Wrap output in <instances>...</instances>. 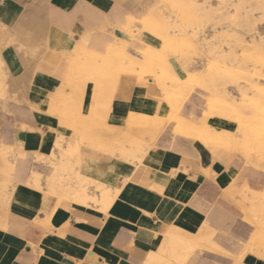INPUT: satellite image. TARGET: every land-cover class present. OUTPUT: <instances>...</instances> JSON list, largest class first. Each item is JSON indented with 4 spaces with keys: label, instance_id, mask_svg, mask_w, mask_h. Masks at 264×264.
I'll return each instance as SVG.
<instances>
[{
    "label": "crops",
    "instance_id": "obj_1",
    "mask_svg": "<svg viewBox=\"0 0 264 264\" xmlns=\"http://www.w3.org/2000/svg\"><path fill=\"white\" fill-rule=\"evenodd\" d=\"M135 1L0 0V54L6 66L0 105L19 113L7 118L5 134L0 132V149H11L2 152L13 166L0 214V264H146L151 253L173 264L164 240L171 228L197 240L193 250H183L188 256L178 264H236L240 256L242 264H264V213L256 223L250 213L251 203L264 192L256 185L264 179V164L240 155L248 165L240 169L235 153L195 140L190 130L202 119L195 95L174 112L152 78L127 74L126 57L111 51L120 47L118 40L127 39L126 53L142 59L139 36L126 23L127 15L138 11ZM110 76L114 80L107 86L92 82ZM107 92L112 93L109 102L104 101ZM75 104L82 115L62 120L60 112L71 113ZM129 115L156 120V128H137L129 137L142 146L141 153L126 142ZM178 120L190 124L188 133L180 131ZM219 121L212 117L207 124ZM106 133L108 139L102 136ZM97 135L111 142V151L96 147ZM60 139L62 148L77 143V154L66 166L58 163ZM51 154L57 171L54 196L46 181L55 170ZM255 161L261 166L255 167ZM32 173L40 177L41 190L29 179ZM70 187L86 188L90 197L82 203ZM97 187L110 190L108 204ZM237 194L251 196L245 209L249 224L240 219ZM250 224L257 226L260 243L250 240Z\"/></svg>",
    "mask_w": 264,
    "mask_h": 264
},
{
    "label": "rangeland",
    "instance_id": "obj_2",
    "mask_svg": "<svg viewBox=\"0 0 264 264\" xmlns=\"http://www.w3.org/2000/svg\"><path fill=\"white\" fill-rule=\"evenodd\" d=\"M139 1L134 2L138 11L128 14L126 23L140 38H137V42L143 46L144 65L140 68L134 57L126 53V47L130 44L127 39H122V42L118 40L120 47L111 51L126 57L127 74L143 81L152 78L155 87L166 94V102L170 93L175 92L177 106L191 102L192 95H195L201 106L199 127L229 135L226 142L222 139L210 141L208 148L223 149L228 153H231V148H238L235 154L240 169L246 167L240 156L244 151L246 159L252 155L256 161L264 164V0H144V4ZM3 35L0 33V37ZM3 41L0 38V44ZM130 66L140 75H135L134 71L131 74ZM0 77L1 85L2 74ZM107 78L95 77L92 82L107 86L114 77ZM161 78L163 84H160ZM111 95L107 92L104 101L109 102ZM13 103L18 104L17 101ZM60 114L62 120L82 115L77 104L71 113L61 111ZM18 115V112L0 105L2 134H5L7 118L13 120ZM212 117H218L221 121L210 127L207 120ZM83 126L79 125L80 131L90 134ZM73 128L76 133L77 128ZM58 147L62 148L61 139L55 144V148ZM0 152L1 214L7 200L11 166L9 169L6 165L8 155ZM256 161L254 163L260 167ZM70 181L67 180V183L70 184ZM256 185L262 189L264 179ZM236 198L240 219L248 223L250 215L245 209L250 206L251 196L237 194ZM258 199L254 204L262 206L260 208L259 205L256 218L264 213V196ZM250 225L253 230L250 240L254 238L260 243L262 239L257 226ZM233 256L223 253V257L230 260ZM194 257L192 254L191 258Z\"/></svg>",
    "mask_w": 264,
    "mask_h": 264
},
{
    "label": "bare ground",
    "instance_id": "obj_3",
    "mask_svg": "<svg viewBox=\"0 0 264 264\" xmlns=\"http://www.w3.org/2000/svg\"><path fill=\"white\" fill-rule=\"evenodd\" d=\"M184 2V1H183ZM195 3H199V1L198 2H195ZM81 36V35H80ZM85 40H86V38L83 36V37H81V39H80V42H79V44H82V43H84L85 42ZM120 42H122V39H120ZM86 45V44H85ZM150 48V47H149ZM134 57V56H133ZM134 60H136L137 61V64L139 65V67L141 68L143 65H144V60H143V58L142 59H138V58H136V57H134ZM0 62H1V64H2V66L0 67V69L1 70H3V68H5L6 66H5V64H4V62L2 61V58H1V54H0ZM130 68V72H131V74H133V71H134V74L136 75H138V73H140V72H138L137 70H135L133 67H129ZM2 72V71H1ZM7 73V72H6ZM6 73H5V75H6ZM1 75V74H0ZM4 75V74H3ZM140 75V74H139ZM138 75V76H139ZM1 78V77H0ZM151 80V79H150ZM160 81H162V82H160V84H163V78H161V79H159ZM3 81H4V79H3ZM2 81V82H3ZM162 86V85H161ZM8 87V86H7ZM162 88H164L163 86H162ZM161 88V89H162ZM14 91V90H13ZM171 92V91H170ZM168 93V92H167ZM5 94V93H4ZM169 94V93H168ZM3 97V96H2ZM166 99H167V97H166ZM176 99H177V96H176V93L175 92H171L170 93V98H169V101H167L168 103H169V106H171V108H172V110L174 111V112H176L177 110H178V108H179V106H177V104L175 103L176 102ZM168 100V99H167ZM72 116V115H71ZM173 116V115H172ZM71 119H72V117H71ZM171 119V118H170ZM154 120V119H153ZM162 120V119H161ZM172 120V119H171ZM156 121V120H155ZM155 121H154V123H155ZM64 122V121H63ZM73 122V121H72ZM149 122V121H148ZM147 122V119L145 118V117H143V116H134V115H129V117H128V119L126 120V127L128 128V129H126V127H125V129L126 130H128V137H126V138H128V140H130V138L129 137H131V134H132V132H133V130L135 131V129H137V128H142V129H145V128H147V127H150V128H156L155 127V125L156 124H154L152 121H150V122H152V123H148ZM162 121H160V123H161ZM177 122H179L180 123V131L181 132H183V133H188V131L191 129V126H190V124H188V123H186V122H184V121H177ZM62 123V122H61ZM75 123V122H74ZM159 123V119H158V124H160ZM165 124V123H164ZM163 124V125H164ZM161 126H162V124H160ZM160 125H159V127H160ZM157 126V125H156ZM73 126H71L70 125V128L73 130L74 128H72ZM104 127V129L109 133L110 132V127L109 126H107V125H104L103 126ZM163 127V126H162ZM193 127V126H192ZM207 127V126H206ZM21 128V127H20ZM122 128V127H121ZM149 129V128H148ZM157 129H158V127H157ZM194 129V128H193ZM22 130V129H21ZM103 130V129H102ZM151 131H152V129H150ZM159 130V129H158ZM121 131H123V130H121ZM150 131V132H151ZM190 131H193V133H194V139L195 140H198V141H200L203 145H205L206 147H208V145H209V142L210 141H215V140H219V139H222V141H224V142H226V140H228L229 139V135H228V133H222V134H218V133H216V132H213V131H211L210 129H202V128H200V127H198V128H196V129H194V130H190ZM115 132V131H114ZM150 132H148V134L150 133ZM116 133V132H115ZM114 133V134H115ZM156 133V132H155ZM113 134V135H114ZM117 134V133H116ZM124 133L122 132V135H123ZM105 135H107V133L105 134ZM105 135H102V136H104L103 138H105V137H108V135L107 136H105ZM121 135V134H120ZM119 135V136H120ZM134 135H135V133H134ZM109 136L111 137V135L109 134ZM115 136V135H114ZM127 136V135H126ZM186 136V135H185ZM116 137V136H115ZM190 137V136H189ZM96 138H97V141H96V143H95V145H96V147L98 148V149H100V150H104V151H101V152H105V151H111L110 149V145H112L111 144V142H107V143H104L102 140H101V138L99 137V135H97L96 136ZM119 138V137H118ZM117 138V139H118ZM125 137L123 136V139H121V140H125L124 139ZM190 138H192V137H190ZM82 139V138H81ZM86 140H87V138H85ZM105 139H108V138H105ZM116 139V140H117ZM131 139H135V138H131ZM59 140V139H58ZM85 140V141H86ZM89 140H91V139H89ZM104 140V139H103ZM120 140V139H119ZM138 140H139V138H138ZM143 140V139H142ZM141 140V141H142ZM62 141V140H61ZM126 141V140H125ZM135 141H136V139H135ZM140 141V142H141ZM143 141H146V140H143ZM59 142V141H58ZM63 142V141H62ZM91 142V141H90ZM127 142V141H126ZM137 142V141H136ZM110 145H109V144ZM115 142H113V144H114ZM125 143V142H124ZM123 142H122V144H124ZM129 143L130 144H134V142L132 143V141H129ZM138 143V142H137ZM137 143H135L136 144V149H135V152L136 153H141V150H142V146L140 145V144H137ZM142 143H144V142H142ZM148 143H149V141H148ZM59 144V143H58ZM57 144V145H58ZM92 144V143H91ZM116 145H117V143H115ZM120 144V143H119ZM129 144V146H132V145H130ZM134 144V145H135ZM236 144V143H235ZM125 145V144H124ZM148 144H146L145 146H147ZM150 145V144H149ZM113 146V145H112ZM151 146V145H150ZM149 146V147H150ZM117 147V146H116ZM8 147L6 146V147H3V148H1L0 149V151H5V150H8V149H10V148H8ZM94 148V147H93ZM125 148H127V147H125ZM118 149V148H117ZM116 148H115V150H117ZM119 149H120V151H121V149L123 150V148H120L119 147ZM145 149V148H144ZM238 149V148H237ZM236 148H234L233 147V149L231 148L230 149V152H231V154H233V153H236L235 151L237 150ZM11 150V149H10ZM57 150H59L60 151V157H59V160H58V163L60 164V165H67V164H69V160H70V158H71V156H72V154H73V152H76V154H77V151L76 150H78L77 149V143L75 142V143H67V147L66 148H60V147H58V149ZM114 151V150H113ZM125 151V150H124ZM128 150L126 149V152H127ZM132 151V150H131ZM23 152V151H22ZM122 153H124L123 151H121ZM1 153V152H0ZM8 153V152H7ZM108 153V152H107ZM112 153V152H111ZM129 153V152H128ZM131 153H133L134 155H135V153L134 152H130L129 153V155H131ZM263 154H264V151L262 152ZM3 154V153H2ZM75 154V153H74ZM144 154V153H143ZM5 155H7V154H5ZM4 155V156H5ZM52 156H50V158H51V160H52V165L55 167V170H54V172H53V174L50 176V177H48L47 178V184H48V186H47V189H48V192L52 195V196H54V194H55V182H56V180H57V171H56V166H55V160H56V158H55V156L53 155V154H51ZM125 155V154H124ZM240 155H242V154H240ZM245 155H246V152L244 151V153H243V157L246 159V157H245ZM23 156V155H22ZM21 156V157H22ZM133 157V156H132ZM139 157V156H138ZM138 157H137V159H138ZM5 158V157H4ZM42 156H39V155H37V159H38V161H40V160H42ZM45 158V157H44ZM52 158H54V159H52ZM73 158H75V156H73ZM3 159V158H2ZM77 159V158H76ZM75 159V160H76ZM75 160H74V162H75ZM243 160V159H242ZM248 160V159H247ZM3 161V160H2ZM46 161V160H45ZM77 161H78V159L76 160V164H77ZM251 161V160H250ZM250 161H248V162H250ZM4 162H6V160L4 161ZM48 162V161H47ZM140 162V161H139ZM9 163V161L8 162H6V165L8 166V168H9V166H11V163L10 164H8ZM14 163V162H13ZM46 163V162H45ZM71 163V162H70ZM47 164V163H46ZM50 164V165H51ZM13 165V164H12ZM75 165V164H74ZM255 167H259L256 163H254L253 164ZM253 165H251V166H253ZM71 166H73V165H71ZM246 166L248 167V165L246 164ZM12 167L13 166H11V169H12ZM10 169V168H9ZM66 169V168H65ZM65 169H64V171H65ZM67 171H68V169H67ZM66 171V172H67ZM60 173V172H59ZM68 174V173H67ZM76 174V173H75ZM60 175H61V173H60ZM59 175V176H60ZM76 176V179H77V182H78V180L80 179L79 178V176H77V175H75ZM42 177V176H41ZM69 177V176H68ZM29 179H32L33 180V185H34V187L37 189V191H38V189L40 190L41 188H40V184H39V179H40V177H38L35 173H32L31 174V176L29 177ZM42 179V178H41ZM68 180H70V178L68 179ZM41 181V180H40ZM76 181V180H75ZM29 183V182H28ZM78 184H80V183H78ZM83 184V183H82ZM82 184H80V185H82ZM29 185V184H28ZM31 185V184H30ZM70 186H72V185H70ZM78 186V185H77ZM71 188H73V187H70V189H69V191H71L73 194H74V196H75V198L76 197H78L81 201H82V203H84V201H86L90 196L88 195V193H87V191L89 192V190H87L86 188V190L83 188V189H80V188H78V189H75V190H73V189H71ZM75 188V187H74ZM88 188V187H87ZM96 190L100 193L99 195L104 199V201H105V203H109L110 201H111V196H110V190H107V189H103V187L101 188V187H97L96 188ZM67 191H68V189H67ZM68 191V192H69ZM54 193V194H53ZM63 193H65V192H63ZM67 193V192H66ZM66 195V194H65ZM262 196H264V192L261 194V196L260 197H262ZM68 197H69V195H68ZM72 197V196H71ZM60 198V197H59ZM62 199V198H61ZM67 199H69V198H67ZM262 199V198H261ZM75 200V199H74ZM257 200H259L257 197L255 198V201L257 202ZM77 201V200H76ZM58 203V202H57ZM255 203V202H254ZM254 203H251V206H250V213L252 214V222H254V223H256V211H258V207H259V205H260V208H261V204H254ZM5 205V204H4ZM262 208H264V207H262ZM6 210V209H5ZM4 210V211H5ZM262 210V209H261ZM261 210H259V211H261ZM53 211V210H52ZM260 213V212H259ZM5 215H6V213H5ZM52 216V215H51ZM50 217V216H49ZM1 222V221H0ZM259 226V225H258ZM169 230V229H168ZM179 230H177V229H175V228H171L169 231H168V233L166 234V239H164V240H166L165 241V243H166V250H168L169 252V255H167L166 253L167 252H165V253H163L164 255L166 254V256H169L170 258H172V260L175 262V263H173V264H178V263H180L181 261H184L185 260V258H186V256H188V255H186V254H184L183 253V250L184 249H186V248H190L191 250H193L194 248V244H192V243H194V242H196L195 241V236H193V235H189V234H185V233H180V232H178ZM199 232V231H198ZM197 232V233H198ZM209 236V235H208ZM210 238V237H209ZM201 239H203V238H201ZM203 241V240H202ZM162 246V245H161ZM193 248V249H192ZM158 251V250H157ZM160 251V250H159ZM158 251V252H159ZM163 251V250H162ZM247 251V250H246ZM252 252V251H251ZM188 253V252H187ZM242 254V253H241ZM243 255V254H242ZM242 259H243V256H240L238 259H237V263L236 264H242ZM165 262L166 261H163V259L161 258V257H159L158 255H156L155 253H151L150 255H149V257H148V261H147V263L146 264H165ZM168 263V262H167ZM169 264V263H168Z\"/></svg>",
    "mask_w": 264,
    "mask_h": 264
}]
</instances>
